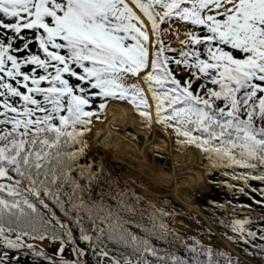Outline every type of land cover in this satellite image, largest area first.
I'll list each match as a JSON object with an SVG mask.
<instances>
[{"label": "snow or ice", "instance_id": "6c2138e0", "mask_svg": "<svg viewBox=\"0 0 264 264\" xmlns=\"http://www.w3.org/2000/svg\"><path fill=\"white\" fill-rule=\"evenodd\" d=\"M120 102L157 152L166 133L241 183L229 189L259 194L210 202L251 209L219 220L239 255L81 163ZM251 181L264 185V0H0V264H264V188Z\"/></svg>", "mask_w": 264, "mask_h": 264}, {"label": "bare ground", "instance_id": "6f19581e", "mask_svg": "<svg viewBox=\"0 0 264 264\" xmlns=\"http://www.w3.org/2000/svg\"><path fill=\"white\" fill-rule=\"evenodd\" d=\"M104 123L97 122L92 130L91 144L99 146L109 155L126 164L153 184L165 188L166 191L186 208L201 214L200 208L193 202L191 191L206 188L205 178L201 170V154L198 149L189 147L186 151H176L166 133H161L168 141L167 155L171 167L167 171L160 164L150 161L145 153L146 147L152 144L156 136L138 129V115L128 105L111 104L106 111ZM135 133L140 139L134 141L123 133ZM203 216V215H202ZM204 217V216H203ZM205 219V217H204ZM217 241L225 248L237 252L227 240L216 234Z\"/></svg>", "mask_w": 264, "mask_h": 264}, {"label": "rangeland", "instance_id": "374dc122", "mask_svg": "<svg viewBox=\"0 0 264 264\" xmlns=\"http://www.w3.org/2000/svg\"><path fill=\"white\" fill-rule=\"evenodd\" d=\"M103 119V117H102ZM128 138L138 141L140 139L139 135L135 133H123ZM130 134V135H129ZM132 137H136V139H133ZM158 137H156L155 141L148 145L146 147L145 153L147 158L152 161L153 163L160 164L161 168L165 170H169L171 167V161L168 158L167 152L161 148L159 153L163 154L161 156L158 155L156 150V140ZM172 140V139H171ZM174 147V141L172 140ZM89 143L91 145V149L88 152V155H92L94 157H98L102 163H105L109 161V163H113V168L116 170L117 168H123L124 171L116 170V173L119 174L121 182H124L125 186L126 183L132 189V191L138 193L142 197L148 199V200H154V201H162L166 200L167 202L171 203V209H173L172 213L173 216L169 217L167 220V223L170 227H174L177 230H179L182 234L186 235H197L199 236L205 243H209V237L207 235V232L209 229H211L212 232V238H211V244L213 247H219L221 250H226L231 252L234 256L239 255L238 252L231 251L225 247H223L218 241L216 234L221 236L222 238H225L220 232L216 229V227L210 222L205 221L203 218H201V215L199 213H196L188 208H186L183 204H181L179 201L175 200L167 191L165 188H162L160 186H157L153 184L148 178L145 176H142L138 171H136L134 168L123 164L117 160H114L107 151L101 149L99 146H93L91 144V135L89 138ZM160 143H168L167 139L161 134L160 136ZM161 156L162 161H158V157ZM203 162V160H202ZM201 162L200 167L202 172L204 173V165ZM117 181V180H116ZM129 182V183H128ZM206 183V182H205ZM115 187L118 185L114 184ZM208 185L206 183V188L200 191H191L193 202H195V197L198 195L205 194L208 191ZM175 206H174V205ZM197 204V203H196ZM199 221V223H197ZM226 239V238H225ZM32 243H35L38 245V247H43L46 250L50 249L52 245L45 241L43 243H40L38 241H30ZM233 246V245H232ZM234 247V246H233ZM237 253V254H236ZM258 264V263H257Z\"/></svg>", "mask_w": 264, "mask_h": 264}, {"label": "trees", "instance_id": "16d2710c", "mask_svg": "<svg viewBox=\"0 0 264 264\" xmlns=\"http://www.w3.org/2000/svg\"><path fill=\"white\" fill-rule=\"evenodd\" d=\"M157 154L158 155L160 154L161 156H163V154H161L159 152ZM161 156L158 157V159H157L158 161H162ZM202 156H203L204 174H205L206 182H207L208 187H209V191L205 194L196 196L195 197V203H197L202 208L204 215L216 227V229L220 232V234H222L225 237L224 233L228 232V229L224 226H221L219 224V220L224 219L225 221H231L232 219L243 218L245 213L251 212V209L241 208V207H236L235 209H233V208L229 207L228 212L225 213V212H221V211L215 209L213 207V204L210 202L215 201L216 203L226 204V205L228 204L229 201L231 202V204H234V205L252 204V200L249 197L255 196L256 199H259L260 196L258 193H251L248 189H246V192H248V195H244L238 191L229 189L227 186L229 183L236 184L237 187L241 186V183L231 180L230 177L224 176L223 171H221L219 169H212L209 166V161L206 159L203 152H202ZM90 160H95L96 164H98V165L102 164L104 169H105V174L106 175L110 174L112 181L115 182L117 180L119 182L118 187L121 190L130 189V187L127 185V183L125 186L124 182H121L119 174L116 173V170L124 171L123 168H117L115 170L113 168V166H114L113 163H111V162L109 163V161L102 163L98 157L89 156V155H88L87 159L81 160V163H88ZM114 184H113V189L115 188ZM250 184L252 187L264 188V185L260 184V182H258V181H251ZM105 187L107 189V186H105ZM113 189H107V190H113ZM136 194L139 195L138 193H136ZM162 201H166V200H162ZM150 202L155 203L157 208H162L166 212L172 213V211H173V209H171V203H169V202L158 203V202H160L159 200L154 201V200H148V199L144 198L140 202V207L143 208L146 211V213L150 212L152 210L149 207ZM253 207L257 208V212L255 214H264V210L259 209L258 206L253 205ZM56 211H57V215L61 216V213L58 210H56ZM61 218L63 219L62 216H61ZM164 219H165V222L167 223V220L169 219V217H165ZM214 221H215V223H214ZM133 231L137 232V234H140L138 229H133ZM228 234L231 235L230 232H228ZM234 246L238 249L239 252L241 251L240 247H238L236 245H234ZM214 248L221 250L219 247H214ZM44 250L46 252H48L49 254H52L54 251V247L52 246L48 250H46L44 248ZM181 254H183V253H181ZM23 261H24V264H46V262L43 259H37L35 262H33L31 256H29L27 258H23ZM257 263H258V261H257Z\"/></svg>", "mask_w": 264, "mask_h": 264}]
</instances>
